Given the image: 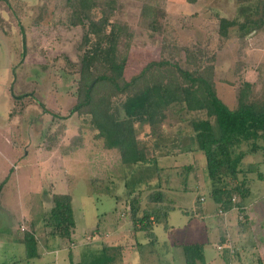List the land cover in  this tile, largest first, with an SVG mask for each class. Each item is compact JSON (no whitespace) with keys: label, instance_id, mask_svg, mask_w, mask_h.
Returning <instances> with one entry per match:
<instances>
[{"label":"rangeland","instance_id":"rangeland-1","mask_svg":"<svg viewBox=\"0 0 264 264\" xmlns=\"http://www.w3.org/2000/svg\"><path fill=\"white\" fill-rule=\"evenodd\" d=\"M72 3L0 1V264H101L106 254L104 244L89 241L87 236L98 227L106 232L118 223L128 227V192L143 189L146 197L147 188L160 185L166 192V203L177 208L170 214L173 231L166 233L162 226L156 231L159 242L155 257L149 256L151 262L161 257V264L185 262L183 253L172 248L176 241H202L206 250L221 253L211 221L219 216L209 212L210 205H217L210 196L202 152L155 160L154 153L147 150L143 163L125 165L117 150L106 149L104 140L96 137L90 115L67 117L78 102L81 60L89 46L85 41L88 26L72 24ZM147 5L153 8L151 19L156 20L157 32L142 28V23H148L142 17ZM100 15L98 11L97 17ZM263 16L264 0H119L112 22L128 24L133 33L125 68L127 79L154 61L167 62L164 70L173 64L187 70L214 64L217 94L229 108L236 109L246 80L256 84L253 99L263 87L259 82L263 76L264 83V27L249 23ZM223 18L233 21L225 31L221 29ZM246 22L248 27L242 30ZM125 98L120 95L112 99L113 111L119 117ZM173 120L166 122L167 140L175 138L173 126L177 122ZM136 128L140 145L150 149L152 128L146 124H136ZM75 138L81 146L75 145ZM262 145V149L247 153L245 159L258 162L260 171H264V142ZM187 164H194L196 171L184 174ZM11 168L10 178L1 186ZM258 175H249L248 198L257 202L264 194V179ZM184 183L187 191L181 188ZM66 193L73 197L74 244L58 237L52 241L55 237L43 224L53 194ZM201 197L205 198L204 206L198 203ZM258 206L264 208V203ZM196 208H204L207 214H197ZM233 214L234 225L237 214ZM257 222L260 239L253 240L250 233L240 242L242 247L256 244V259L264 258V216ZM32 228L42 254L28 259L24 244L14 243ZM198 230L200 236L195 234ZM229 233L237 236L235 226ZM109 253L116 259L111 264H119L118 256L112 250ZM14 256L18 259L15 263ZM208 259L206 252L198 264H209Z\"/></svg>","mask_w":264,"mask_h":264},{"label":"trees","instance_id":"trees-1","mask_svg":"<svg viewBox=\"0 0 264 264\" xmlns=\"http://www.w3.org/2000/svg\"><path fill=\"white\" fill-rule=\"evenodd\" d=\"M69 1L75 2L72 3V24L88 26L85 41L89 46L81 60L78 102L67 117L75 113L90 115L91 124L97 130L96 137L104 140L106 149L117 150L125 165L143 163L147 159V150L154 153L155 160L202 152L207 161L206 178L211 198L225 212L237 208L241 217L236 224L239 234L250 230L251 220L246 212V203L251 195L249 175L257 173L262 179L263 174L257 163H248L245 158L247 153L258 151L261 142H264L263 76L259 82L263 86L261 93L255 99L252 95L256 84L247 80L244 82L236 109L229 108L217 94L214 64L194 70L173 64L164 70L162 67L167 62L154 61L127 79L125 68L133 44V33L128 24L112 22L119 0ZM97 10L101 13L98 17ZM152 11L153 8L148 5L143 8L142 17L148 23L141 25L144 29L157 32L159 28L156 20L151 19ZM247 22L241 25L242 30L249 23L263 28L264 16ZM229 25H233V21L223 18L221 29L225 31ZM187 61L195 64L193 59L188 58ZM120 95H126L122 117L114 113L111 104L112 99ZM169 119L177 122L173 126L176 128L173 140L166 137L169 134L165 126ZM136 124L152 128L150 149L140 145ZM77 140L75 138V145H80ZM156 169L162 171L159 167ZM195 171L194 164L183 166L184 174ZM8 179L9 176L1 186ZM181 188L188 190L186 183ZM147 189L146 197V190L143 189L128 192L126 213L130 216L134 232L145 231L155 241L149 220L168 228V217L174 206L166 203L167 195L162 185ZM142 222L145 224L139 226ZM43 224L50 236L74 244L76 220L71 194H53L52 206L45 212ZM17 241L24 244L28 259L41 256L33 228L25 230ZM111 248L104 244L106 254L101 264L114 261L109 253ZM184 253L187 264H196L204 257L202 246L198 244L185 245ZM70 260L73 262L72 257Z\"/></svg>","mask_w":264,"mask_h":264},{"label":"crops","instance_id":"crops-1","mask_svg":"<svg viewBox=\"0 0 264 264\" xmlns=\"http://www.w3.org/2000/svg\"><path fill=\"white\" fill-rule=\"evenodd\" d=\"M7 144H9L8 141H7ZM262 148H263V145L261 142L260 149H262ZM246 162L252 163L249 161H246ZM253 163H257L260 167V164L258 162H253ZM12 169L13 168H11L9 170V173L7 174L9 176V178H10V174H11ZM259 171H260V169H259ZM260 172L264 175V171H260ZM5 178H3V181ZM263 179H264V176H263ZM204 202H205L204 197H201L198 201L199 205H201V206L204 204ZM261 202L264 203V194L261 195L258 202H257V200H252V201L249 199L247 200L246 212L250 217L252 227L250 230H248L247 232H245L243 234H239L238 231L236 230L237 236H233L232 234L229 233L231 226H235V228H236V224H237V222H236L233 225V220L235 218L233 213L235 212L237 214V221L241 218L238 214L237 208H235L231 211H228V212H225L222 210V213H221L220 212L221 208H219L218 206L212 207V205H210V208H209L210 211L209 212L210 213L212 212V214H213V212H215V215L217 216V214H218V216H219L216 219L214 217H212L211 221L214 225V228H212V229H213V235H214L213 237H216L215 238V240H216L215 245H217V250L221 251V253H217V251L215 252V250H213V251L206 250L205 249V243H203L202 241H193V242H189V243L176 241V242L172 243V248H174L176 251H178L180 253H183V255H184L183 258L185 259V262H182V260H181L180 263L187 264L185 253H184V246L187 244H198V245L202 246L203 255L206 256V252H207V255H209V259H208L209 264H264V258L262 257L263 255L259 256L256 259V255L254 254V251L256 249V244L250 243L247 246L245 245V247H242L240 245L241 240H246V238L250 235V233H252L251 236L254 238L253 240L260 239V232L258 231L259 230L258 228H260V227L256 228L255 226H258L257 224L259 222H257V220H262V218L264 216V208L262 206H258ZM174 208L176 209L177 207L174 206ZM202 211H205V214H207V210H204V208L202 210H200V208H198V210H197V208H196L197 214L199 212L201 213ZM170 214H171V212H170ZM170 214L168 217V226H169L168 228L164 227L163 224H157L154 222L152 223V221H150L149 224L152 225L150 228H151V231L155 235V241H152L151 238H149L147 236L145 231L134 232L131 223H129L128 227H127L126 223L125 224L118 223L119 225H113L111 232L101 231L100 228L98 227V230L94 229L92 231V235L87 236V239L89 241L96 240V242H101L103 244L110 245L112 247L111 248L112 252L114 254H116V256H118V258H119L117 260V261H119V264H120V262H121V264H156V261H158L157 264H161L162 262L159 260H161L162 257L159 260H155V261L151 262V258H149V256L154 253L156 245L159 242V237H158L156 231L158 229H161V226L163 227L164 232H166V233L173 231L174 225H172L170 222ZM144 224L145 223L142 222L141 224H139V226H143ZM200 233H201V230H198L195 234L197 236H200L201 235ZM3 239H4V237H3ZM52 241H57V240H56V238H52ZM17 242L15 241L14 244L15 245H19V244L22 245V243H20V242L17 243ZM238 242H239V244H238ZM124 244H126V245H124ZM249 245H250V247H249ZM219 246H221L222 249H219ZM142 248H143V251H140V249H142ZM52 252L53 251L51 249L50 253H52ZM41 254H42V252H41ZM153 256H154V254H153ZM12 258H14V260H13L14 263L18 261V259H16L15 256ZM153 259H155V258H153ZM175 259H176V257H175ZM175 259H173V260L175 261ZM180 259H181V255H180ZM114 261H116V259H114ZM198 262L199 261H197L196 264H198Z\"/></svg>","mask_w":264,"mask_h":264},{"label":"built area","instance_id":"built-area-1","mask_svg":"<svg viewBox=\"0 0 264 264\" xmlns=\"http://www.w3.org/2000/svg\"><path fill=\"white\" fill-rule=\"evenodd\" d=\"M235 200V199H234ZM221 213H222V210L220 211ZM219 249H222V247L221 246H219Z\"/></svg>","mask_w":264,"mask_h":264}]
</instances>
